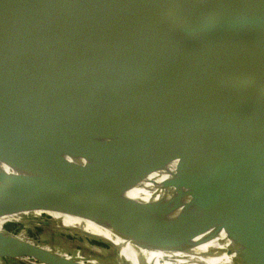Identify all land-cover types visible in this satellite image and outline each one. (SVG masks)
<instances>
[{"label":"water","instance_id":"1","mask_svg":"<svg viewBox=\"0 0 264 264\" xmlns=\"http://www.w3.org/2000/svg\"><path fill=\"white\" fill-rule=\"evenodd\" d=\"M0 168L57 176L0 201L80 200L119 244L62 228L118 264L146 234L264 264V0H0ZM0 257L83 264L3 228Z\"/></svg>","mask_w":264,"mask_h":264},{"label":"bare ground","instance_id":"2","mask_svg":"<svg viewBox=\"0 0 264 264\" xmlns=\"http://www.w3.org/2000/svg\"><path fill=\"white\" fill-rule=\"evenodd\" d=\"M56 180H58L57 176H51L50 173L43 175H32L24 171H18L9 168H0V184H9L13 182L23 181L52 182ZM34 205H43L53 208L54 210H58L60 212L59 214L54 213L51 216L57 220H60L62 226L80 228L90 233L109 238L115 244H119L115 233L111 229L100 223L88 220V218L86 217V207L80 200H1L0 210H6L7 208H12L14 210H12L13 213H9L8 211L1 213L2 215H0V224L4 221L24 218V216L30 210V207ZM169 214L176 216V214L173 212ZM57 215H60L59 218ZM121 226H123V224ZM123 228L125 227L123 226ZM3 238L6 237L3 236ZM92 248H94V246H92ZM139 255L142 259L150 264H216L217 261H221L223 259L222 257L218 256H209V254L206 253L202 247H197L189 243L178 242L164 237L148 234L144 235L143 237L142 248ZM96 264H98V262Z\"/></svg>","mask_w":264,"mask_h":264},{"label":"rangeland","instance_id":"3","mask_svg":"<svg viewBox=\"0 0 264 264\" xmlns=\"http://www.w3.org/2000/svg\"><path fill=\"white\" fill-rule=\"evenodd\" d=\"M54 213L59 214L60 212L46 208H36L29 210L24 218L4 221L0 226L44 251L50 250V246H52L64 255L69 256L73 252L78 253L75 258L83 264H88L89 261L95 263L101 261L102 264H118L117 256L109 246H105L87 236L79 235L76 231L65 230L61 226V221L51 216ZM57 216L59 218L60 215Z\"/></svg>","mask_w":264,"mask_h":264},{"label":"crops","instance_id":"4","mask_svg":"<svg viewBox=\"0 0 264 264\" xmlns=\"http://www.w3.org/2000/svg\"><path fill=\"white\" fill-rule=\"evenodd\" d=\"M77 254L78 253L73 252L72 255H69V256L67 255V256L71 257L72 259H76L75 257ZM0 264H26V263L18 261V260L4 259L0 257Z\"/></svg>","mask_w":264,"mask_h":264},{"label":"built area","instance_id":"5","mask_svg":"<svg viewBox=\"0 0 264 264\" xmlns=\"http://www.w3.org/2000/svg\"><path fill=\"white\" fill-rule=\"evenodd\" d=\"M12 259L18 260V261H21V262H24L26 264H41V263H39L37 261H34V260H32L30 258H26V257H22V258H12Z\"/></svg>","mask_w":264,"mask_h":264},{"label":"flooded vegetation","instance_id":"6","mask_svg":"<svg viewBox=\"0 0 264 264\" xmlns=\"http://www.w3.org/2000/svg\"><path fill=\"white\" fill-rule=\"evenodd\" d=\"M109 253V252H108ZM4 259H7V258H4ZM11 260H12V258H11ZM14 260V259H13Z\"/></svg>","mask_w":264,"mask_h":264},{"label":"trees","instance_id":"7","mask_svg":"<svg viewBox=\"0 0 264 264\" xmlns=\"http://www.w3.org/2000/svg\"><path fill=\"white\" fill-rule=\"evenodd\" d=\"M94 264H96V263H94Z\"/></svg>","mask_w":264,"mask_h":264}]
</instances>
